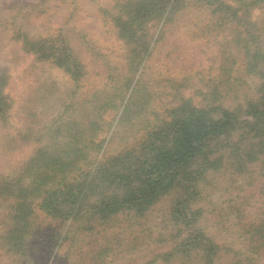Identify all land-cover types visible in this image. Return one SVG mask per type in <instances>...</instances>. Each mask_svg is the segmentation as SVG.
<instances>
[{
  "label": "rangeland",
  "instance_id": "374dc122",
  "mask_svg": "<svg viewBox=\"0 0 264 264\" xmlns=\"http://www.w3.org/2000/svg\"><path fill=\"white\" fill-rule=\"evenodd\" d=\"M228 1L241 15L244 8L238 4L243 0ZM124 2L0 0V84L2 81L8 110L6 117H0V182L7 177L12 182L17 177L12 182L17 187H28L31 183L24 165L44 142H22L20 131L27 127L35 131L42 128L39 131L43 133L61 104H69L66 117L77 123L85 122L84 126L90 119H98L101 111L97 108L103 110L118 102L124 89L122 78L130 74L127 60L132 58V49L137 48L132 41L130 44L125 40L126 44L118 37L112 20L116 14L126 17L129 7L124 12L120 7ZM207 9L189 5L173 11L163 25L159 20L146 24L156 40L152 41V50L143 62L134 109L122 118L121 109L107 110L103 119L110 125L98 133L99 140L105 138L103 146L99 149L92 144L83 149L86 155L78 163L95 162L101 152L121 149L141 135L149 121L154 120L153 113L157 114L156 121L166 118L165 109L182 100L192 106H217L243 116L246 105L258 101L264 94V65L256 64L247 73L242 71L238 65L242 58H238L235 50L224 49V38H230V31L225 25L217 30L211 28L210 17L213 19L218 13L209 16ZM250 18L264 20L263 6L250 8ZM136 32L140 34L141 28ZM43 38L52 40L56 47L66 44L80 61L83 74L78 85L72 86L65 72L47 61H37L28 51L33 49L32 42ZM232 57L239 60L229 79L221 68L228 67ZM106 95L110 98L105 99ZM238 135L235 132L230 138L232 148L238 146L234 144ZM55 140L56 145L50 147L49 153L57 154L68 137L62 135ZM239 147L241 162L225 159V166L208 172L196 183L198 195L191 204L200 212L194 225L222 246L215 264L236 260L241 264H264L260 242H247L248 236L241 234L246 223L255 224L264 217V164L261 162L264 155L261 161L249 163L244 151L251 148V141L241 140ZM221 151L226 156L228 149L221 148ZM105 181L98 175L93 180L94 186L83 192L80 218L76 221L53 217L39 208V191L25 207L31 214L16 222L14 198L0 190V264L199 262V254L195 252L164 258L166 253L174 251L182 228L180 219H174L170 213L175 191L163 194L142 215L89 214L91 210L87 206L112 195V187L105 185ZM14 226L19 229L15 234Z\"/></svg>",
  "mask_w": 264,
  "mask_h": 264
},
{
  "label": "trees",
  "instance_id": "16d2710c",
  "mask_svg": "<svg viewBox=\"0 0 264 264\" xmlns=\"http://www.w3.org/2000/svg\"><path fill=\"white\" fill-rule=\"evenodd\" d=\"M189 5L197 9L208 8L209 16L219 14L213 17L215 20L210 17L209 25L216 30L225 25L230 31V38H224V49L229 47L236 51L239 59L242 58L238 64L242 71L247 73L256 64L264 65V20L258 22L250 18V8L258 5L264 8V0H243L238 4L244 8L240 10L241 15L228 0H125L120 7L122 12L129 7L126 17L116 14L112 20L118 37L126 44L127 40L130 44L132 41L137 48L132 49V58L127 60L130 74L122 78L124 89L120 92L119 100L103 110L97 108L101 111L97 114L98 119L92 118L84 126L85 122L77 123V120L66 117L69 104H61L56 116L43 128V133L39 131L42 128L35 131L30 127L19 132L22 142L44 143L24 165V171L31 180L28 187L12 184L17 177L12 182L9 177L0 182V190L14 198L12 208L15 210L13 215L16 222L31 214V210L27 211L25 207L30 205L33 194L39 191V208L53 217L78 220L83 192H86V188H92L94 178L100 175L102 180H106L104 184L112 187V195L97 199L95 204L87 206L92 212L89 211V214L96 213L100 217L119 213L142 215L163 194L175 191L176 198L171 204L170 213L174 219H180L182 228L179 230L177 246L164 258L173 257L175 253L189 255L195 252L199 254L197 264H215L214 259L222 246L215 243L201 227L194 225L200 212L199 208H193L191 204L198 195L196 183L203 180L208 172L225 166V159L241 162L242 157L237 153L241 140L251 141V148L244 151L249 163L263 159L260 157L264 155V94L258 101L246 105L243 116L217 106H192L182 100L165 109L166 118L156 121L157 114L153 113L154 120L149 121L141 135L132 138V142L121 149L112 153L101 152L95 162L85 163L83 160L84 164L78 163L86 155L83 149L92 144L99 149L103 146L105 138L99 140L98 133L105 125H110L103 119L107 110L121 109L122 118L134 109L143 62L152 50V41L156 40L146 24L159 20L163 25L171 18L173 11L183 10ZM242 15L245 17L241 18ZM137 28H141L140 34H137ZM52 42L48 38L39 39L31 43L33 49L28 51L35 55L37 61H47L65 72L72 86L78 85L83 74L82 64L66 44L63 46L61 43L56 47ZM238 58L232 57L229 66L221 68L229 79L234 66H238ZM1 84L0 117L4 118L8 110ZM108 98L106 95L105 99ZM235 132H239V138L234 143L238 146L232 148L230 138ZM62 135L67 136L68 141L59 148L57 154L54 151L49 153L50 147L56 145L55 138ZM221 148L228 149L226 156ZM261 162L264 164V160ZM244 227L241 234L248 236L247 242L258 241L261 249H264V217L255 224L246 223ZM18 230L17 226L13 227L14 234ZM250 253L255 252L250 250ZM233 254L237 255V252L233 251ZM226 264L241 262L236 260Z\"/></svg>",
  "mask_w": 264,
  "mask_h": 264
}]
</instances>
